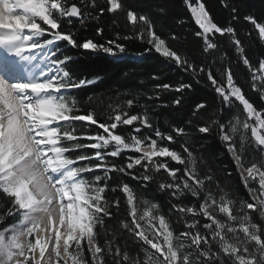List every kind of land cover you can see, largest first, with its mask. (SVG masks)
Returning a JSON list of instances; mask_svg holds the SVG:
<instances>
[{"label":"snow or ice","instance_id":"1","mask_svg":"<svg viewBox=\"0 0 264 264\" xmlns=\"http://www.w3.org/2000/svg\"><path fill=\"white\" fill-rule=\"evenodd\" d=\"M183 4L197 26L192 34L200 41L201 53L219 51L217 36L227 37L250 74L251 90L264 101V55L253 65L237 29L231 22L218 24L204 0ZM222 5L229 7L227 0ZM151 7L161 18L168 14L166 0ZM230 11L232 20L240 18L235 4ZM105 14L111 15L114 30L123 16L127 34L116 30L115 37L104 42L78 35L95 21V36L103 38L99 21ZM243 20L264 43V23L251 14ZM169 39L182 37L171 32ZM120 40L148 45L139 57L154 50L197 83L205 77L220 107L198 102L185 126L169 124L170 131L153 123L147 106L143 112L131 111L139 103V92H128V98L100 111H84L71 92L95 81L74 78L68 68L73 57L60 45L117 56L127 51ZM0 48L29 63L37 55L25 52L42 53L35 65L39 75L28 72L26 80L0 75V264H264V108L254 105L236 82L231 64L223 63L229 59L226 51L214 73L215 59L212 65L197 64L182 55L157 31L149 13L134 10L125 0H0ZM153 87L154 94L145 93V99L159 100L161 90L175 91L181 96L171 106L180 107L182 94L192 84ZM213 130L231 157L247 199L216 175L215 157L204 155L205 144L193 149L195 134ZM178 137L179 150L172 147ZM125 153H131L126 164L108 159ZM171 162L182 167H172ZM135 168L138 175L130 171ZM112 173L129 175L144 189L155 182L157 191L168 196V213L128 183L110 187ZM161 174L166 178L160 179ZM109 192L122 197L109 198ZM187 197L191 200L185 204ZM122 204L125 215L109 226L108 221L121 216ZM172 215L183 224L179 232L172 226ZM125 233L134 252L127 240L123 248L117 242Z\"/></svg>","mask_w":264,"mask_h":264},{"label":"trees","instance_id":"2","mask_svg":"<svg viewBox=\"0 0 264 264\" xmlns=\"http://www.w3.org/2000/svg\"><path fill=\"white\" fill-rule=\"evenodd\" d=\"M100 4H103V0H98ZM128 6L138 12L149 13L157 24V31L168 40L171 47L178 50L182 55L187 54L190 58L194 59L197 64H209L212 65L213 59L216 63L213 65V72H216L217 67H221V61L219 59L222 52L228 53V60L223 63L225 65L231 64L236 82L242 86L247 97L258 108H264V101H261L259 95L253 92L250 88L249 80L250 74L242 62H238V57L234 48L229 45L227 37L217 36V40L222 45L219 51H214L209 54H202L200 51V41L192 34L193 30L197 27L194 21L191 20V15L187 11L183 4V0H166L168 6V14L163 18L159 17L152 9V5L157 0H125ZM204 3L210 10L211 15L218 24L227 25L231 22L232 26L237 29L239 38L244 43L246 53L252 61L253 65H257L258 59L261 55H264V43L257 37L256 31L253 26L243 20V16L251 14L257 18L258 21L264 23V0H227L229 7L222 5V0H204ZM235 4L239 7V19L232 20V13L230 11L231 5ZM111 15L105 14L101 17L99 25L104 27V37L95 36V28L97 23L91 21L86 29H79L78 35L80 37H94L99 42H104V39L114 38L115 31L118 30L122 35L127 34V30L124 29L125 23L123 16L119 18L120 28L114 30L111 24ZM184 20L185 24H180L178 21ZM171 32L177 33L182 37L179 41H173L169 39ZM246 33H251L247 35ZM186 37V39H183ZM120 43L126 45L127 51L124 54L117 56H110L103 52L100 53H84L82 50H76L68 48L65 44H61L65 54L71 55L73 60L68 65L69 70L76 79H88L94 80L93 84L87 85L80 89L72 90L71 95L75 96L80 103L81 108L87 111L90 107L96 108L100 111L108 103L120 102L128 98L127 93L132 92L140 93L139 103L131 109L133 113L143 112L144 106H147L149 112L154 117L153 123L158 124L162 131H170L169 124H177L185 126L184 122L189 118L193 106L198 102H206L210 108L220 107L218 98L211 86L207 84L206 78L201 76V82L197 83L193 79L190 73L183 71L177 67L174 62L169 61L167 58L160 56L154 50L145 53L143 57H139L138 53H144L145 48L148 45L140 42L139 40H120ZM127 72L129 75L125 76ZM156 74L159 76L158 80H153L150 77ZM143 81V83H141ZM168 83L173 87L178 86L181 83H191L192 89L185 90L182 94V105L180 107L171 106V101L177 96H181V93L169 90L160 91L159 100H147L144 94H154V85ZM92 96L93 101L88 102V97ZM169 104L170 106L157 107V105ZM167 121V123H166ZM93 130H95L93 128ZM121 128L120 131H124ZM145 132L148 130L145 129ZM190 131L195 132L194 129ZM182 138H177V143L172 147L179 150ZM201 144H205L207 147L203 149L205 156L215 157L212 166L216 170V175L221 181L231 188L237 190L239 195L244 199L248 198V195L241 184L239 175L232 163L231 157L226 151L224 145L217 137L215 130L209 135L195 134L193 149L198 150ZM91 152V150H86ZM131 153H125L120 158L109 157V161H114L117 164H126L127 155ZM259 157V153H256ZM172 167H182L171 162ZM133 174L138 175L140 170L138 168L130 170ZM230 171L232 175L230 177L225 176V172ZM113 179L110 182V187L120 183H128L138 194L147 196L150 199H154L159 202L165 214L168 213L169 199L166 194H162L157 191L156 183L149 184L147 189L142 188L139 181L132 179L129 175H123L121 173H112ZM160 179L166 178L163 174ZM109 198L113 196H121L122 193L107 194ZM191 200V197L183 199V203L187 204ZM115 211V209H113ZM121 216L116 219L108 221L109 226L117 224L118 219L125 215L123 204L120 209ZM11 222V218L9 221ZM171 222L174 229L179 232L183 229V224L177 222L175 215L171 216ZM127 240L130 250L135 251V245L128 239L127 233L118 238V243L121 247L124 246V241ZM101 244L104 243L103 232L100 236Z\"/></svg>","mask_w":264,"mask_h":264},{"label":"bare ground","instance_id":"3","mask_svg":"<svg viewBox=\"0 0 264 264\" xmlns=\"http://www.w3.org/2000/svg\"><path fill=\"white\" fill-rule=\"evenodd\" d=\"M17 59L18 57L11 56L0 48V63L6 68L5 75L10 76L11 79L22 78L26 80L28 76L27 66L17 64ZM28 66L30 65L28 64Z\"/></svg>","mask_w":264,"mask_h":264},{"label":"rangeland","instance_id":"4","mask_svg":"<svg viewBox=\"0 0 264 264\" xmlns=\"http://www.w3.org/2000/svg\"><path fill=\"white\" fill-rule=\"evenodd\" d=\"M25 56H31V55H37V60L36 61H32L31 63H29L28 61L26 60H21V58L18 57L17 59V64H19L20 66H27V70L28 72H31V71H34L36 75H39V71L40 69L39 68H35V65L40 63V56L42 55V53H39V52H25L24 54ZM47 63V61H45V64ZM28 64L31 66H28ZM44 65L42 64L41 67H43ZM5 75V73L3 72V70H1L0 68V75ZM16 79H19V80H24V79H20V78H16Z\"/></svg>","mask_w":264,"mask_h":264}]
</instances>
